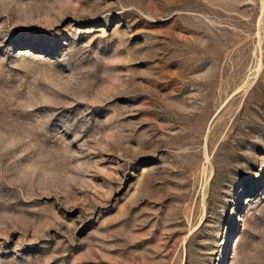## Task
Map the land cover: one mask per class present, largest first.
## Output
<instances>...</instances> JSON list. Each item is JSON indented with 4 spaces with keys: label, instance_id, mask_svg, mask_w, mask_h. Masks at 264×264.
Returning a JSON list of instances; mask_svg holds the SVG:
<instances>
[{
    "label": "rangeland",
    "instance_id": "1",
    "mask_svg": "<svg viewBox=\"0 0 264 264\" xmlns=\"http://www.w3.org/2000/svg\"><path fill=\"white\" fill-rule=\"evenodd\" d=\"M0 264H264V0H0Z\"/></svg>",
    "mask_w": 264,
    "mask_h": 264
}]
</instances>
